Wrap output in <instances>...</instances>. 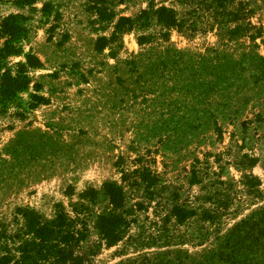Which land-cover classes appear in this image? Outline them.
<instances>
[{
	"label": "rangeland",
	"instance_id": "374dc122",
	"mask_svg": "<svg viewBox=\"0 0 264 264\" xmlns=\"http://www.w3.org/2000/svg\"><path fill=\"white\" fill-rule=\"evenodd\" d=\"M106 182L130 219L111 246L112 205L84 195ZM20 208L81 211L80 264H264V218L243 223L264 209V0H0V234Z\"/></svg>",
	"mask_w": 264,
	"mask_h": 264
},
{
	"label": "trees",
	"instance_id": "16d2710c",
	"mask_svg": "<svg viewBox=\"0 0 264 264\" xmlns=\"http://www.w3.org/2000/svg\"><path fill=\"white\" fill-rule=\"evenodd\" d=\"M147 13L148 10H145L142 14L143 17ZM154 14L166 29L174 27L180 29L182 27L175 9L171 7L162 5L154 9ZM122 20H126V23H130V25L122 26V23L119 22L116 25L115 33L132 30L136 26L134 19L123 17L120 21ZM7 21L10 20L7 19ZM5 25L8 24L5 23ZM148 40L149 37L142 35L139 38V43L145 44ZM105 46L106 44H98L100 50ZM13 50L18 52L16 49ZM27 59L34 66L41 64L39 58L33 54H28ZM13 80L11 79V81ZM11 81L9 82L11 90L5 92L4 95L6 96H12L18 86H25L28 83V78L27 76L23 77L21 85L19 82L22 81L17 79L15 81L17 85L14 88H12L14 82ZM101 192L107 196L112 208L98 215L96 226L100 229L108 246H111L123 239L125 230L130 223L128 214L122 211L126 205V192L123 186L115 182H106L101 190H87L84 195L95 198ZM17 210L23 216L25 223L14 233L0 234V264H80L98 252L96 248L91 249V251H79L89 229L83 223L81 211L78 209H76V216L73 217L65 209L59 208L51 219L44 218L30 208ZM182 212V210L175 211L181 222L191 214V212ZM258 214L264 218V209L254 212L243 223H248L251 219L257 218ZM144 261L139 264L152 263L149 258H145Z\"/></svg>",
	"mask_w": 264,
	"mask_h": 264
}]
</instances>
